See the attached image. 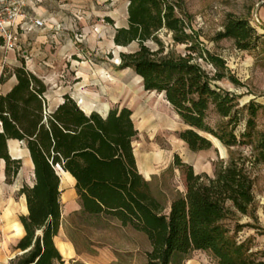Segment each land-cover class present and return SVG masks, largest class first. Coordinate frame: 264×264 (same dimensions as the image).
Returning a JSON list of instances; mask_svg holds the SVG:
<instances>
[{
    "label": "trees",
    "instance_id": "16d2710c",
    "mask_svg": "<svg viewBox=\"0 0 264 264\" xmlns=\"http://www.w3.org/2000/svg\"><path fill=\"white\" fill-rule=\"evenodd\" d=\"M127 2V26L116 28L113 41L137 47L120 52L119 67L132 68L146 91L164 95L187 126L178 136L191 151L212 148L211 135L228 149L250 145L252 154L231 153L228 161L216 163L212 176L196 173L177 157L185 191L173 198L166 212L152 182L138 168L133 111L116 106L105 116L86 113L69 94L50 108L47 84L23 58L0 77V83L16 78L8 92L0 93V164L4 162L5 182L13 184L22 169V159L10 154L11 139L23 143L34 172V183L23 184L18 191L28 213L19 217L24 234L10 264L65 263L54 241L62 210L58 167L74 177L82 214L117 220L146 235L151 246L145 252L147 264H174L195 250L210 253L218 264H264L249 240L238 236L244 227L255 228L242 223L241 216L258 222L252 168L264 163V132L256 133L255 122L264 104L252 101L246 106L245 129L238 135L237 97L217 85L234 78L223 58L201 47L198 33L188 31L183 0ZM162 31L170 33L175 44L185 45V52L169 49L160 37ZM222 38L233 39L242 50L256 48L259 40L250 23L233 14L216 36ZM198 60H205L213 71ZM210 109L225 120L216 129L208 122Z\"/></svg>",
    "mask_w": 264,
    "mask_h": 264
},
{
    "label": "rangeland",
    "instance_id": "374dc122",
    "mask_svg": "<svg viewBox=\"0 0 264 264\" xmlns=\"http://www.w3.org/2000/svg\"><path fill=\"white\" fill-rule=\"evenodd\" d=\"M183 2L187 14L183 16L188 31L198 33L201 47L223 58L229 74L234 78V81L225 78L217 82V85L237 97L241 115L236 129L239 135L245 129L248 116L246 106L252 101L264 104V0ZM127 6V0H42L37 4V9L38 13L48 19V26L42 33L35 35L37 51L30 58L32 60L28 62L24 51L29 48L23 47L19 51L18 65L24 58L26 65L47 84L50 108L61 101L64 94L71 95L77 102L83 100L84 104L103 113L116 106L129 107L138 129L133 142L136 158L139 162L141 157L151 161L156 171L151 181L153 191L165 205L166 212H169L173 198L185 191L177 157L182 163L191 164L196 173L212 176L219 160L228 161L231 153L237 155L238 152L250 156L252 147L244 145L228 149L208 135L213 141L212 148L191 151L179 139L178 133L187 126L164 95L146 91L141 77L132 68L119 67L120 52L137 47L135 43L128 47L117 46L113 41L116 28L127 26ZM229 14L246 19L256 30L259 37L256 48L239 49L231 38L216 40L218 32L224 30ZM160 37L169 49L185 52V45L175 44L167 31H162ZM198 62L213 71V67L205 60ZM13 68L6 65L3 71L6 69L11 72ZM224 121L210 109L208 122L212 127L216 129ZM255 122L256 133L264 132V108L258 110ZM9 151L16 152L13 155L22 158V169L13 184L8 185L1 174L3 165L0 164V264H10V260L17 255L18 251L14 247L22 230L19 217L26 214L23 208L26 205L25 197L19 196L18 191L23 184L34 183L33 165L24 145L18 141L11 142ZM252 174L253 191L257 206L260 207L263 206L260 201L264 202V163L255 165ZM61 188V202L68 228L78 245L84 249L93 245L107 250L106 253H109L112 245L122 250L118 253L123 256L124 264H147L145 252L151 246L144 233L116 227L108 218L107 221L96 219L92 221L94 226H89L74 211L78 206L75 183L65 182ZM240 219L242 223L251 224L255 228L244 227L238 234L239 239L249 240L253 251L259 252L257 258L264 259V249L254 250L256 244L264 243V227L249 217L241 216ZM101 227L112 229L111 234L103 235ZM57 245L64 251V245L58 240ZM91 255L101 257L102 253L94 249ZM174 264L218 263L210 253L195 250Z\"/></svg>",
    "mask_w": 264,
    "mask_h": 264
},
{
    "label": "crops",
    "instance_id": "0c3cea01",
    "mask_svg": "<svg viewBox=\"0 0 264 264\" xmlns=\"http://www.w3.org/2000/svg\"><path fill=\"white\" fill-rule=\"evenodd\" d=\"M29 1H31V2L33 1L34 2L35 0H29ZM41 1L42 0H40L37 3L35 2L36 5L33 8H34V11L37 13L38 16H40L42 18H45L40 13H38V9H37V4H39ZM46 21H48V19H46ZM47 26H48V23H47ZM46 28L47 27H45L43 29H40V30H35V31L31 32V33L21 34L20 38H19V47L17 49H15V50H8L3 45V43L0 44V77H1V75L3 73V68H5L6 65L9 66V67H15V66L18 65V62H19V60H18L19 51L21 49H23V47H28L29 48V50H25L24 51V54H25L26 58L28 59V62L30 60H32L30 58L33 57L36 54L35 51H37V39L35 38V35L38 34V32L42 33L44 30H46ZM27 67H28L29 70H31L29 68V65ZM32 72H34V71H32ZM15 83H16L15 76L14 75L10 76V78L8 80H6L3 83H0V93L8 92L13 87V85ZM61 101L57 102L56 105H58ZM78 104L81 106V108L86 113H91L92 111H96V112L100 113L103 116L107 115L108 111L111 109V108H108V109L104 110V113H103V112H100L99 110H95V109L91 108L87 104H84V101H83L84 108L82 107L80 102H78ZM15 141H18V140H13V139L9 140L8 146L10 145L11 142L14 143ZM18 142L22 143L20 141H18ZM10 154L14 158H21L18 155H13V154H16V152H14V153L10 152ZM140 161L141 162H139V160H137V164H138V168H139L140 173L147 180L152 181V177H154L156 175L155 174L156 171L154 170L153 165L151 164V161L144 160V159H142V157H141ZM1 163L3 165L2 168H1L2 169L1 174H2V176L4 178V180H5L4 162H1ZM8 185H11V184H8ZM260 203L263 204V206L258 207L257 216H258V221H259L260 225L262 227H264V202L260 201ZM74 211H75L76 216L81 217L89 226H94L92 224V221H94L96 219H100V220L102 219L104 221H107V218H105L103 216L96 217V216H89V215L82 214L81 213V207H80L79 204H78L77 208H75ZM67 217H68V214H67ZM108 221H110V223L116 225V227H119L121 229H131L129 227H123L120 224V222H118L117 220H113V219L110 220L108 218ZM100 229H101L100 232H102L103 235H110L111 231H112V229H107L105 227H104V229L102 227ZM22 230H23V228H22ZM78 231L82 232L81 230H78ZM23 234H24V231H23ZM23 234H21V236L19 238H21L23 236ZM57 240L60 241L64 245V251H62L58 247ZM243 240H245V239H243ZM54 241H55V244H56L57 248L59 249L60 253L63 256V259L65 261L64 264H124L125 263V262H122L124 260L123 256L118 253L119 251H122V250L118 249V248H114L112 245H110L109 253H106L107 250L105 251L103 249L94 247L93 245H90L87 249H84L80 245H78L76 243V241H75L74 235L73 236L71 235L70 229L68 228V220L65 217V214H64V211H63V206H62V210H61V226H60L58 235H56L54 237ZM94 249L99 250L100 253H102V256L101 257H95V256L91 255V252H93ZM113 249H115V250H113ZM258 249H264V243L263 244L258 243V244H256L254 246V250L255 251H257ZM103 254H105L107 256H103Z\"/></svg>",
    "mask_w": 264,
    "mask_h": 264
},
{
    "label": "built area",
    "instance_id": "2783aa9c",
    "mask_svg": "<svg viewBox=\"0 0 264 264\" xmlns=\"http://www.w3.org/2000/svg\"><path fill=\"white\" fill-rule=\"evenodd\" d=\"M29 0H0V39L8 50L19 47L21 34L47 26L45 18L34 11L35 2Z\"/></svg>",
    "mask_w": 264,
    "mask_h": 264
},
{
    "label": "bare ground",
    "instance_id": "6f19581e",
    "mask_svg": "<svg viewBox=\"0 0 264 264\" xmlns=\"http://www.w3.org/2000/svg\"><path fill=\"white\" fill-rule=\"evenodd\" d=\"M80 104L82 105V107L84 108V104H83V100L80 101ZM3 162V161H2ZM59 175L61 177V183H67V182H71V183H75V179L74 177L69 173V172H66L64 170L61 169V171L59 172ZM61 184V185H62ZM24 210L26 213H28V209H27V206L24 205ZM20 233L23 234L22 230L20 229Z\"/></svg>",
    "mask_w": 264,
    "mask_h": 264
},
{
    "label": "water",
    "instance_id": "95a60500",
    "mask_svg": "<svg viewBox=\"0 0 264 264\" xmlns=\"http://www.w3.org/2000/svg\"><path fill=\"white\" fill-rule=\"evenodd\" d=\"M61 167H58V169H60ZM62 169V168H61Z\"/></svg>",
    "mask_w": 264,
    "mask_h": 264
}]
</instances>
